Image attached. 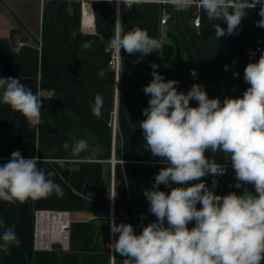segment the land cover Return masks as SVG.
<instances>
[{
  "label": "crops",
  "instance_id": "crops-1",
  "mask_svg": "<svg viewBox=\"0 0 264 264\" xmlns=\"http://www.w3.org/2000/svg\"><path fill=\"white\" fill-rule=\"evenodd\" d=\"M91 5L87 13L93 16V24L86 25L79 2L48 0L41 5L38 0H0V76L19 78L38 94L43 120L42 125L31 128L20 113L0 103V165L17 150L25 158L38 156V167L54 172L52 179L64 192L63 197L53 193L48 198L23 203L0 201V220L4 222L0 235L6 226L14 225L21 242L19 246L10 245L6 253L0 248V264H122L125 257L108 247L110 222L106 218L111 190L115 192L116 167L123 172L134 212L133 222L125 215L116 223H131L139 234L142 225L156 220L143 193L152 189L155 175L166 166L147 149L143 130L139 128L140 121L146 118L142 113L150 99L143 88L153 79L151 65H159L156 71L165 81H179V91L187 93L192 84L198 83L204 86L209 98L219 97L223 102L225 97H241L250 86L243 79L244 68L260 55L250 57L248 49L256 40L264 42V28L256 26L260 19L259 5L247 10L248 15L236 34L216 40L213 24L220 23L225 29L227 24L209 21L203 10L199 14L200 26L196 27L194 6L176 11L173 5H167L172 17L162 25L161 4L135 3L128 13H121L123 31L146 30L163 48L142 58L139 53L129 55L121 49L122 69L116 83L106 52L115 35L116 3L95 0ZM18 32L24 34L29 45L15 51L12 40ZM72 32L77 33L76 39L71 37ZM88 40H94V45L82 49L81 42ZM101 69L105 71L104 77L98 75ZM192 69L196 77L190 74ZM234 73H239L238 77ZM49 91L54 93L52 98L47 97ZM98 92L104 97L99 116L93 112ZM190 104L197 106L194 100ZM77 139H88L91 147L73 156L71 149L65 150L62 145ZM96 149V154H92ZM205 155L212 158L210 150ZM215 160L228 161L223 153H217ZM235 183L233 170L221 181L215 194L254 192L250 184L236 188ZM159 187L162 191L171 190L165 185ZM36 209L71 213L74 222L69 251L35 253L32 236ZM193 226L194 222L189 224V228ZM116 239L118 234L113 236L114 242Z\"/></svg>",
  "mask_w": 264,
  "mask_h": 264
},
{
  "label": "clouds",
  "instance_id": "clouds-1",
  "mask_svg": "<svg viewBox=\"0 0 264 264\" xmlns=\"http://www.w3.org/2000/svg\"><path fill=\"white\" fill-rule=\"evenodd\" d=\"M167 2L176 11H187L196 5L209 21L226 22V29L220 23L213 24L216 40L236 34L248 15L247 10L257 5L260 19L256 26L264 28V0ZM115 29L111 45L119 54L123 49L129 55L139 53L142 58L163 48L146 30L133 28L124 32L119 20ZM71 37L76 39L77 33L72 32ZM94 43V40L83 41L80 47L87 50ZM158 67L156 63L151 65L153 79L143 88L150 99L142 113L146 118L139 127L147 149L166 165L155 175L152 189L143 193L156 220L142 225L139 234L131 223L110 221V234H118V239L108 247L125 257L122 264H261L264 261V53L244 68L243 79L250 86L243 95L225 97L223 102L219 97L209 98L202 84H192L187 93L179 91V81H165L156 71ZM190 74L197 76L195 69ZM98 75L104 77V69ZM193 100L197 102L195 107L190 104ZM0 103L20 113L31 128L43 124L42 101L19 78L0 76ZM103 104V95L96 93L95 115L101 114ZM62 147L79 156L91 146L88 139H77L63 143ZM209 150L212 158L205 155ZM97 151L93 150L92 154ZM217 153L230 158L236 177L234 186L250 184L254 192L217 195L207 186L202 178L226 172L225 165L215 160ZM39 163L38 156L25 158L20 151H13L9 160L0 165V201L23 203L48 198L53 193L63 197L61 185L52 179L55 173L38 167ZM173 184L178 186L172 187ZM160 185L171 190L162 191ZM192 222L194 226L189 228ZM3 224L0 220V225ZM0 241L5 253L10 245H20L14 225L4 228Z\"/></svg>",
  "mask_w": 264,
  "mask_h": 264
},
{
  "label": "built area",
  "instance_id": "built-area-1",
  "mask_svg": "<svg viewBox=\"0 0 264 264\" xmlns=\"http://www.w3.org/2000/svg\"><path fill=\"white\" fill-rule=\"evenodd\" d=\"M41 5H44L46 1L48 0H38ZM65 1L67 3L72 2H79L81 5V9L83 14L85 15V11L88 9H91L92 5L91 3L95 0H61ZM139 2H157L162 5V16H161V24L166 25L170 19L171 14L167 10V5H171L167 2V0H121L120 2L116 3V7L120 8V16L121 13H128L132 7L133 4L139 3ZM125 6V8H124ZM196 8L195 12V19H194V25L196 27L200 26V10L196 5H193ZM117 22V18H116ZM13 48L15 51H20L27 45L28 39L24 36L23 33H16L12 40ZM106 52L108 54V66H110V69L114 72V75L116 77V83L119 81L121 69H122V50L120 51V54L115 51V49L112 47L111 43L107 46ZM264 53V42L262 40H256L254 44H252L248 49V55L250 57H256ZM44 91L42 90V93ZM48 98H52L54 96V93L49 91L46 93ZM117 106V102H116ZM114 111V115L116 114V108ZM116 116V115H115ZM115 121L112 125V131H113V139L115 142ZM116 161L113 160V164H115ZM223 164L226 167V172L223 175L220 176H213L208 175L204 178V182L207 183L209 188L213 190L215 193L218 191V188L220 186L221 181L227 177L230 173L233 172L232 164L230 158L226 163H219ZM198 181H193L191 183H196ZM112 195H115L114 190H111L110 193V207L109 212L106 216L108 221L117 219H122L125 214L122 211H119L116 209V196L112 197ZM74 220L72 218V215L69 211L66 210H57V209H36L34 211V224H33V236H32V247L33 250L36 252H51L54 250H58L60 252H67L71 248V229L72 224ZM114 243L113 235L110 234V242L109 244ZM112 250V249H111Z\"/></svg>",
  "mask_w": 264,
  "mask_h": 264
},
{
  "label": "trees",
  "instance_id": "trees-1",
  "mask_svg": "<svg viewBox=\"0 0 264 264\" xmlns=\"http://www.w3.org/2000/svg\"><path fill=\"white\" fill-rule=\"evenodd\" d=\"M56 79H58V74H55ZM245 87V86H244ZM116 183H115V195H116V209L124 212L125 215L133 222L134 215L133 209L130 205L127 189L125 184V179L121 168L116 167ZM208 186V185H207ZM209 187V186H208Z\"/></svg>",
  "mask_w": 264,
  "mask_h": 264
},
{
  "label": "bare ground",
  "instance_id": "bare-ground-1",
  "mask_svg": "<svg viewBox=\"0 0 264 264\" xmlns=\"http://www.w3.org/2000/svg\"><path fill=\"white\" fill-rule=\"evenodd\" d=\"M115 1V0H114ZM117 2H120L121 0H116ZM88 10L85 11V17L84 20L86 21V25L93 24V16L87 13ZM117 20H120V8L117 7V13H116Z\"/></svg>",
  "mask_w": 264,
  "mask_h": 264
}]
</instances>
